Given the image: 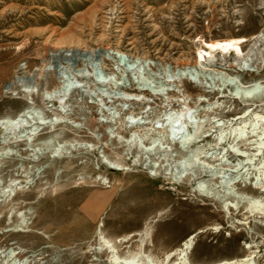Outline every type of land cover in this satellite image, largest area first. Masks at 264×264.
I'll return each instance as SVG.
<instances>
[{"label": "rangeland", "instance_id": "374dc122", "mask_svg": "<svg viewBox=\"0 0 264 264\" xmlns=\"http://www.w3.org/2000/svg\"><path fill=\"white\" fill-rule=\"evenodd\" d=\"M263 25L264 0H0V264H111L98 233L120 256L141 250L161 262L195 234L186 255L191 264H220L252 251L264 264V214L249 215L245 200L199 197L194 182L217 180L208 171L188 170L193 182L175 183L180 135L165 139L164 151L145 152L169 126L164 114L189 109L205 136L196 145L204 149L200 161L226 178L244 173L232 167L243 158L226 150L230 139L216 145V119L236 120L248 110L264 116V105L247 107L216 92L204 73L217 60L242 83L264 79ZM238 38L247 40L243 58L205 56V43ZM66 50L74 56L65 59ZM182 68L187 72L178 75ZM159 83L164 91L156 94ZM29 105L46 125L29 115L18 127L2 122ZM177 125L195 127L185 119ZM32 128L38 129L29 142ZM145 130L141 147L130 140ZM48 137L62 147L60 157L42 146ZM253 140L239 141V151L253 153ZM239 178L234 192L264 199ZM20 216L25 224L18 228Z\"/></svg>", "mask_w": 264, "mask_h": 264}, {"label": "bare ground", "instance_id": "6f19581e", "mask_svg": "<svg viewBox=\"0 0 264 264\" xmlns=\"http://www.w3.org/2000/svg\"><path fill=\"white\" fill-rule=\"evenodd\" d=\"M246 42L247 40L245 38H238L205 43V56H210L211 54L216 53V55L219 54L222 57H228L229 55H233L236 58L240 59V57L243 56L241 45ZM96 52L97 51H95V53ZM56 53L60 54L59 51H52L53 55H57ZM71 53L72 52L70 50H66L63 54L64 58L68 59V57H73L74 54ZM85 53L86 52H83L80 55L83 56L85 55ZM198 55L199 56L197 57L198 60L196 63L198 66H202L203 63H205L206 58L205 56L201 55L200 52ZM119 59L120 56L117 60L115 59L116 64H119ZM137 64H139V62ZM208 65L209 69H207L204 74L209 75L210 80L214 83L216 82V92L222 93L226 91L232 99L240 101L241 103H243V105L247 107H253L256 104H259L260 107L264 105V79H258L251 82L242 83L240 82V80H238V77L235 74L228 73V70L224 66V64H218L217 60L216 63H214L213 61H209ZM190 69L197 70V67ZM187 70L188 69L182 68L177 71V74L183 75L187 72ZM151 79L141 78V81L147 83H154V81H152ZM103 81L104 80L102 79L101 83H103ZM65 91V86L63 85L60 91H58L56 94L60 96ZM163 91L164 85L160 83L157 84V90L155 91L156 94H160ZM51 95V93H46L44 101L50 103L52 99ZM219 107L220 104L216 102V108ZM24 115H29L30 117H32L31 119L38 120L40 122V126L46 125L41 111L39 112L38 109L34 108L31 105L26 107L16 117L4 118L2 122L9 126L18 127L25 124L26 121L22 119ZM164 117L166 118V121L168 122L167 124L169 126L162 128L161 133H158L156 131L157 134H154L153 137L150 138V148L144 149L145 152H150L156 149L164 151L165 147L163 146L165 144V139L172 142L175 140L174 136H181V140L178 141L180 142V144L183 145L184 148L180 154L181 162H179V164L182 166V170L178 173L176 172L177 177L175 178L174 182L180 184L182 181L185 180V182L189 185L191 182H193V176L190 175L186 177L184 175L186 171L195 169L196 171H199L200 174L207 173L206 171H208L209 173H212L214 176H216L217 180L213 182V180L201 179L197 182H194L192 189L199 197L209 201L221 200L225 202L226 200H229L234 205H237L241 200H245V209L249 215H256L259 217L263 216V198H255L252 196H245V198H243L241 194H238L234 192V190H232V185L236 183L239 177L242 176L243 179L248 182L247 184L249 186L259 190L260 192H264V116L262 115V113H252V111L248 110L245 112L243 117L238 118L236 120L224 121L222 119H216V145H221L222 142L228 138L231 142L228 146V149L226 150H231L235 155L243 158V160H238L232 167L235 168L236 171L238 169H245V171L243 174L237 172L236 176L233 178H226L224 176V170L216 169L215 171L212 166L200 161L201 156L204 154V149L203 147L196 145L199 144L205 136L204 133L201 131V124H198L193 121L194 119L192 111H190L189 109H184L174 114L166 113L164 114ZM182 119L187 120L189 124H193L195 126L192 132H188L184 130L183 127L178 125L173 126V124H180V121ZM237 120H239V123H234V121ZM58 123L59 121L57 118L54 120V122H52L53 125ZM37 129L38 128L30 129V132L28 133L29 139L27 138L29 142L36 135ZM156 129L157 128L153 130ZM24 133L26 132L24 131ZM148 134V130H145L141 133L133 132L130 135V140L136 141L141 147L144 139L149 137ZM248 135H251L254 138V140L250 142V145L254 146L253 153L240 152L237 147V143L245 139ZM42 146L51 149L53 157H60V150H62V147L59 146V144H55L52 139H49V137L46 138ZM192 146H194V148L192 150H189V148H191ZM226 150L222 149L219 152L218 155L221 156L219 160H222L225 157ZM109 166L111 169H115L116 171H119L122 167L118 164L116 165V163L109 164ZM152 169L156 171L158 169V165L154 163ZM216 185L219 186L221 191L216 190ZM227 206V203L224 204V208H226ZM19 219L20 223L18 228L23 227L25 224L22 216H20ZM98 237L100 243L99 250H107L111 264H191L187 260L186 255L187 252L190 250L191 246L193 245V241L196 235L193 234L185 238L180 243L179 247L176 248L174 251L166 254V256L161 262L155 260L152 256L144 255L141 250L137 251L136 253L133 252L128 253L124 256H120L117 250L115 249L113 241L111 239L105 238V236H103L101 233H98ZM16 255L17 254L13 250L9 251L10 259H14ZM255 258L256 252L252 251L243 258L226 261L220 264H256L254 261ZM16 262L19 261L15 260L14 263Z\"/></svg>", "mask_w": 264, "mask_h": 264}]
</instances>
